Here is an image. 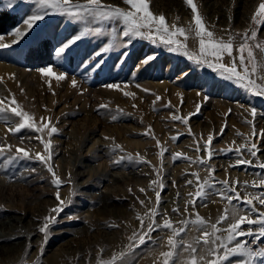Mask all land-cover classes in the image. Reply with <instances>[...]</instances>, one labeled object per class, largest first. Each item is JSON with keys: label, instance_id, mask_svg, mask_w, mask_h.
I'll return each instance as SVG.
<instances>
[{"label": "rangeland", "instance_id": "374dc122", "mask_svg": "<svg viewBox=\"0 0 264 264\" xmlns=\"http://www.w3.org/2000/svg\"><path fill=\"white\" fill-rule=\"evenodd\" d=\"M261 2L264 0H194L214 39L232 38L233 57L237 58L240 71L243 70L239 67L237 49L245 33L250 36L252 31L258 32L256 40L248 41L257 65L258 83L264 77V51L255 45L264 43V27L259 26L260 18L254 21L253 16ZM101 3L126 11L130 8L123 0H101ZM149 3L155 15L166 18L170 29L174 25L186 30L188 38L178 39L186 44L190 55L199 56L194 14L186 0H149ZM5 5L6 0H0V36H3L0 43L11 46L0 48V100L9 112L0 119V143L12 145V154L17 146L32 154H43V144L34 137L50 139L53 147L49 163L63 183L59 189L53 185L47 165L37 159L4 165L0 157V222L11 216L22 217L19 223L0 227V235L6 236L0 240H8L0 242V264H107L114 256L117 257L114 264H163L161 253L171 250L169 230L153 231L145 244L129 247L138 244V240L130 238L134 232H140L141 219L146 229L151 209H159L157 223H162L166 214L177 227L179 221L194 219L198 213L210 230V225L231 207L215 194L223 190L217 184L210 190L213 194L197 200L195 207L189 205L185 213L186 202L191 199L189 193L195 191L193 185H186L187 180L195 181L191 173L203 178L208 175V167L214 168L216 181H239L237 190L248 198L264 191V187L254 185V181L264 178V169L259 167L264 162V96L253 95L221 78L205 64L198 65L147 39L136 38L126 47V38L121 33L124 25L115 21H92L88 17L70 21L66 16L52 15L12 45L15 39L12 30L20 27L26 31L23 20L38 5L29 0H16L11 8ZM84 28H99L101 32L82 39L66 60L59 61L54 47ZM109 44L113 47L103 54L102 67L94 69L92 64L99 58L93 54ZM124 52L128 53L126 58L122 56ZM148 55H155L156 59L142 65L141 61ZM231 59L225 55L223 62L231 64ZM58 63L63 67H57ZM46 66L52 67L57 75L63 71L66 78L58 81L42 75L38 69ZM73 80L77 82L75 86ZM107 84L120 87L109 89ZM124 92L134 96H125ZM12 99L16 104L11 103ZM100 105L107 108L98 110ZM17 106L32 115L38 125L41 117L45 121L50 119L57 132L48 137L47 130L38 134L25 129L13 135L8 129L15 127L20 119L10 109ZM253 108L255 117L251 115ZM190 113L194 115L188 125L172 120L174 114ZM149 129L151 134L145 135ZM209 134L214 136L211 150L215 153L210 160L203 148L195 151L197 143L203 145ZM174 136H178L176 141L172 140ZM251 143L257 145V156L253 158L245 152L243 158L253 163L233 166L238 154L227 149L245 144L250 147ZM115 145L122 151L114 150ZM162 147L168 149L163 158L159 155ZM174 153L192 160L203 158L206 164L190 163L186 159L173 161ZM137 154L145 162H140ZM122 155H131L136 162L125 159L116 163ZM156 169H161L159 176ZM157 179H162V189L150 186ZM245 182L249 187L244 186ZM57 191L65 201L64 210L58 215L51 212L59 204ZM156 191H160L159 205ZM254 203L258 211H264L258 200ZM176 207L180 214L172 211ZM52 216L57 222L49 225L45 241L39 229L45 217ZM227 223L218 226L226 228ZM198 236L197 228L189 225L183 243H195ZM121 253H126L122 260ZM187 259L188 253H182L181 260ZM240 259L230 257L224 264H238Z\"/></svg>", "mask_w": 264, "mask_h": 264}, {"label": "snow or ice", "instance_id": "6c2138e0", "mask_svg": "<svg viewBox=\"0 0 264 264\" xmlns=\"http://www.w3.org/2000/svg\"><path fill=\"white\" fill-rule=\"evenodd\" d=\"M29 2L38 5V7L23 20V24L26 25V31H22L20 27L12 30L15 36V39L12 40V45L19 43L21 38L25 37L29 32L37 28L40 22L45 21L52 15L66 16L70 18V21H79L85 17L90 18L92 21H115L124 25L121 29V33L123 37L126 38V47L130 46L132 41L136 38L147 39L153 44L163 45L169 52H176L186 56L189 60H193L198 65L205 64L208 68H211L213 72L219 74L221 78L233 82L253 95L264 96V77L261 78L260 83L257 82L255 78L257 65L253 62L255 59L254 53L252 47L248 44L250 39L256 40L258 32L252 31L250 36L248 33H245L243 36V42L237 49L239 52V67L243 70L240 71L237 67V58L233 57L234 49L232 38L228 41L222 39L215 40L214 33L207 29L194 0H186V3L194 14L195 35L199 37V56L190 55L187 51L186 44L178 39V37H183L185 40L188 38L186 30L174 25L172 29H170L163 15H155L150 10L149 0H123L125 4L130 6L127 11L118 6L103 5L101 0H86L85 3H73L72 0H29ZM14 3H16V0H6L5 6L11 8ZM257 18H260L259 26L264 27V2L259 4L253 16V20L255 21ZM100 32L101 30L99 28H84L79 32H75L70 37L61 40L54 47L53 51L55 56L59 61L66 60L78 42L87 38L92 33L98 35ZM0 40H3V36H0ZM10 46L11 45L5 43H0V48H7ZM255 46L260 48L261 51H264V43L257 42ZM112 47L113 45L109 44L107 47L97 50V52L93 54L95 57L99 58L92 64L94 69L102 67L104 63L102 59L103 54L110 51ZM245 52L247 53L246 56ZM127 55V52L122 53L124 58H126ZM225 55L232 58L231 64L223 62ZM155 59V55H148L141 63L142 65H147ZM84 63L87 64L88 62ZM249 64H251V71H249ZM56 66L62 68L63 64L58 63ZM38 71L42 75L55 77L58 81H63L66 78L63 71L57 75L50 66L39 68ZM187 75V73H182V76ZM76 83L75 80L72 81L73 86H75ZM106 87L109 89H118L120 86L118 84H107ZM123 94L125 96H134V93L131 92H124ZM159 99L160 97H157V100ZM4 103L3 100H0V119H4L9 112V109L2 106ZM11 103L16 104L15 99H12ZM101 108L106 109L107 105L98 106V110ZM197 111H199V105H197ZM10 112L16 118L20 119V122L15 127L10 126L8 129L13 135L21 133L22 130L25 129L34 130L38 134H42L47 130L48 137H51L57 132V128L51 126L50 119L45 121V119L41 117L40 124L38 125L34 117L28 112L20 110L19 106L12 107ZM192 115H194V113H190L188 116L174 114L172 115V120L180 121L184 125H188ZM251 115L253 117L257 115L255 108L251 110ZM113 119H116V117H113ZM150 134L151 131L149 129L145 135ZM221 134H223V129L221 130ZM253 135L255 136L256 133L254 132ZM34 138L43 144V154L40 152L32 154L26 148L19 146L15 147V154H12V145L0 143V157H3L2 163L4 165H10L18 160L37 159L47 165V171L53 176L52 183L59 189L63 181L56 175L53 166L49 163L52 159V142L50 139L45 140L41 135ZM106 139L108 138L106 137ZM177 139L178 136L172 137L173 141ZM213 140L214 136L209 134L207 141L203 145L197 143L195 151L200 152L201 148H203L207 151V158L210 160L215 154L211 150ZM21 142L23 143V137H21ZM159 144L160 141L157 140V145L159 146ZM115 149H120L122 151L119 145H115L114 150ZM255 149H257V145L251 143L250 147L245 144L235 149L229 148L227 151H235L238 154L236 165L233 166H239L251 165L253 163L252 160L244 159L243 155L247 152L251 157L255 158L257 156V151ZM166 151H168L166 147L161 148L159 152L161 158H163ZM171 158L173 161L177 159H186L190 163H197L200 165L206 164L203 158L197 157L196 160H192L182 153H174ZM125 159L136 162L133 156L122 155L116 163ZM137 159H139L140 162H145L138 154ZM259 167L264 169V162H260ZM206 170L208 172L207 176L201 178L198 173H191V175L195 177V181L191 179L186 181V185H193L195 191L189 193L191 199L186 202L184 212H188L189 205L195 207L197 200H203L208 195L213 194L210 190L215 188L217 184L222 185L223 190H219L215 194L218 195L221 200L227 201V204L231 207L226 208L224 213L218 218V221L210 225V230L205 227L206 221L204 218L200 217L198 213L195 214L194 219L189 217L179 221L178 224L180 226L178 227L174 226L173 222L166 218V214L162 216V223H157L155 217L161 215L157 207L150 210V222L146 229L144 221L141 219L140 232H134L133 236L130 238L133 241L138 240V244L130 245L129 247H138L139 245L145 244L146 237L151 238V233L153 231L169 230L171 235L168 238V245L171 250L161 253L164 257L163 264H224L230 257L236 256L242 258L238 261V264H257V262H259V264H264V211H258L254 203V200H258L259 205L264 206V191H261L260 194L254 198H248L247 195L241 196L240 192L237 190L239 181L231 182L228 179L216 181L214 175L215 169L208 167ZM32 171H35V169H32ZM156 172L159 176L161 169H156ZM256 184L264 187V178L254 181V185ZM151 185H156L157 188L160 189L164 187L162 179L151 181L150 186ZM244 186L246 188L249 187L246 182ZM129 191H131V189H129ZM140 191L145 192V189L141 188ZM156 198V203L159 205L160 191H156ZM56 199L59 204L57 207L51 209V212L58 215L64 210L63 206L65 205V201L61 199L59 191L56 193ZM234 201H237L238 204H234ZM140 203L143 205L144 201H140ZM245 205H247L246 208L244 207ZM172 211L180 214V209L178 207L173 208ZM229 220H231V222L227 223ZM55 222H57L55 216L45 217V223L43 227L39 229V231L45 235V241L47 239L49 225ZM225 223H227L226 228L218 226ZM189 225L195 226L197 231L200 232V236L194 238L195 243H183V234H186ZM245 225L248 227L245 228ZM185 252L188 253V259L181 260L182 253ZM125 256L126 253H121V260ZM116 260L117 257L114 256L107 264H114Z\"/></svg>", "mask_w": 264, "mask_h": 264}, {"label": "bare ground", "instance_id": "6f19581e", "mask_svg": "<svg viewBox=\"0 0 264 264\" xmlns=\"http://www.w3.org/2000/svg\"><path fill=\"white\" fill-rule=\"evenodd\" d=\"M117 183V182H116ZM20 220H22V217H15V216H11L10 218H8V220H5V221H1L0 222V227H3V226H5V225H9V224H11L12 222H16V223H19V221ZM4 237H6V236H4V235H0V239L1 238H4ZM1 241H8V240H0V242Z\"/></svg>", "mask_w": 264, "mask_h": 264}]
</instances>
